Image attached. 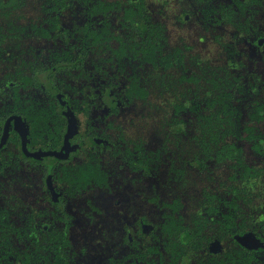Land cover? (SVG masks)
I'll use <instances>...</instances> for the list:
<instances>
[{"label": "flooded vegetation", "instance_id": "obj_1", "mask_svg": "<svg viewBox=\"0 0 264 264\" xmlns=\"http://www.w3.org/2000/svg\"><path fill=\"white\" fill-rule=\"evenodd\" d=\"M20 1L5 8L7 12L0 6V264H264V202L256 203L264 190H251L264 182V156H255L246 144L248 164L261 170L262 176L254 186H247L242 176L235 179V161L206 158L212 140L210 133L203 137L196 109L185 129L170 128L165 138L130 135L116 119L147 98L117 103L113 92L124 86L132 64L120 71L108 52L79 51L86 26L101 24L89 8L94 0L67 2L63 26L56 30L47 22L46 0ZM31 1L33 12L28 15L25 10ZM118 1L122 7L109 17L114 47L120 44L116 36L127 35L130 29L124 18L128 1ZM142 2L144 12L168 38L163 24L151 15L148 0ZM197 4L199 8L198 0ZM263 5L256 8L258 26H264L259 17ZM179 18H184L183 12ZM34 23L51 34L36 33ZM236 31L235 26L234 38L226 42L228 63L239 65H231V73L242 74L246 82L257 75L264 79V71L241 70L247 52H264V47L239 43ZM66 41L75 52H62ZM168 42L185 54L187 76H200V81L185 79L182 69L174 68L172 74L180 73L179 80L191 86L175 103L185 97L210 101L212 75L204 93L198 92L194 83L204 78L195 61L190 62L185 48L169 38ZM231 43L240 50L229 49ZM233 53L236 58L230 61ZM227 75L228 71L217 76ZM148 80L151 92V86L165 78L149 75ZM187 141L189 145L182 144ZM171 144L184 151L180 146L171 150ZM132 158L154 164L159 172H144V167L142 173L132 172ZM91 164L97 169L93 185L83 190L82 169ZM166 165L180 174L171 192L163 188ZM223 165L232 169L229 184L223 182L214 191L198 186L196 180L203 173L214 174ZM74 180L77 186L71 187Z\"/></svg>", "mask_w": 264, "mask_h": 264}, {"label": "trees", "instance_id": "obj_2", "mask_svg": "<svg viewBox=\"0 0 264 264\" xmlns=\"http://www.w3.org/2000/svg\"><path fill=\"white\" fill-rule=\"evenodd\" d=\"M75 1L46 0L44 6H46V19L50 28L56 30L63 26L61 22L65 14V4L67 2L71 4ZM81 1L87 4L91 2V0ZM127 1L124 3V18L126 20L125 24L130 28L129 34L116 36L120 42L117 47H114L111 43L114 34L111 29L112 21L109 17L114 16L113 12H117L122 7V3L118 0H94L93 5L89 4L91 12L94 11L95 15H99L101 24L97 25V28L88 24L86 26L87 35L79 44L81 47L80 52H89V50L90 52H108V59L114 65L117 64L120 71L128 63L132 64L133 71L126 76L124 86L115 88L113 92L116 102L118 103L121 100L124 102L125 98H128L127 103L133 104L137 99L148 98L150 94L148 76L162 77L165 80L169 76L171 79L175 67L182 69L184 72L183 78L200 81L198 75L190 74L187 76L189 69L185 54L181 48L170 46L161 25L144 12L145 7L142 2L144 0H139V2H136V0ZM222 1L225 0H198V12L201 14L202 19L212 24L225 21L234 23L237 27L235 38L239 43L248 41L253 46L264 47V26H258L259 23L255 20L257 16L256 8L263 5L264 0H227V3ZM17 2L21 1L0 0V6L8 10L17 6L14 5ZM193 14L194 12H183L184 16H192ZM32 26L37 30L36 33L41 35L51 34L49 29L42 25L34 23ZM13 29L11 28V30ZM240 48L232 43L229 45V49H233V52L239 51ZM61 49L62 52H75L68 41H66V46ZM49 51L59 52L57 48H51ZM234 55L236 54L233 53L230 56V61L236 58ZM231 65L239 68L237 61L235 63L231 62ZM22 75L25 80L30 79L27 74ZM234 75L231 70L228 71L226 77L218 78V76L212 75L210 79L212 81L211 90L207 96V98L210 97V101H207V103L203 99H196L193 102V99L190 100L188 97L183 98L180 103H175L173 105L175 117L174 120L170 121V128L172 130L185 129L190 123L191 118L189 115L193 112V109H196L198 113L197 123L202 128L203 137L205 138L210 133L212 140L211 150H205L206 158L211 162L235 161L236 173L234 178L239 179L242 176L241 178L244 179L247 186H254L262 176V171L248 164L245 145H251L255 156L256 154L258 157L264 156V95H262L264 79L257 75L252 81L246 82L242 74L241 76ZM17 96L20 98L21 95L17 94ZM206 109L210 111H206ZM228 136L231 137L230 140L226 139ZM221 137H225L224 143L220 141ZM206 145L207 143L204 144V146ZM216 147L218 148L216 149ZM166 158H164L165 163ZM129 165L131 171L136 173H142L143 167L144 172L152 170L159 172L158 167L154 164L144 165L140 158H132ZM96 170L92 164L82 169L81 187H83L81 189L84 190L88 188V185H93L92 178L95 176L94 171ZM176 170L177 168L167 167V165L163 167L162 176L165 192H171L176 186V181H173L177 180L180 175H177ZM69 185L71 187L75 186V180L74 182L71 181ZM243 191H246V189Z\"/></svg>", "mask_w": 264, "mask_h": 264}, {"label": "rangeland", "instance_id": "obj_3", "mask_svg": "<svg viewBox=\"0 0 264 264\" xmlns=\"http://www.w3.org/2000/svg\"><path fill=\"white\" fill-rule=\"evenodd\" d=\"M148 5L153 18L165 27L169 41L185 48L190 54L188 55L190 62L191 58L195 61L196 70L204 78L200 83H194L198 92L204 93L210 75H222L232 70L228 63L226 42L234 38L235 26L233 24L208 25L204 20L202 21L201 15L197 11V0H148ZM33 7L34 3L31 1L25 10L26 14L30 15L33 12ZM263 8L264 6L261 7L262 10ZM192 10H196L193 16L179 18V14L182 12ZM259 17L262 21L264 20V11ZM26 44H30V41H26ZM241 66V70L246 74L263 72L264 52L250 50ZM180 75V73H176L172 80L162 83L157 80L151 86L150 96L146 100L133 104L132 108L125 111L122 117L116 119V122L132 136L138 137L149 133V135L165 138L170 131L174 103L179 97L187 95L191 88L190 83H183L179 80ZM173 79L175 80L173 81ZM182 144L189 145L188 141ZM177 148L184 151L181 145L171 144L170 146L171 150ZM188 148L187 150L190 149ZM230 172H232L230 166L223 165L216 168L214 174L203 173L196 182L198 186L214 191V189L221 188L223 182L229 184ZM251 190L255 193L262 192L264 182H260L258 187L251 188ZM260 202H264V195L256 203Z\"/></svg>", "mask_w": 264, "mask_h": 264}]
</instances>
